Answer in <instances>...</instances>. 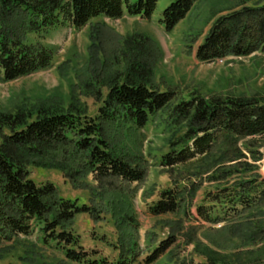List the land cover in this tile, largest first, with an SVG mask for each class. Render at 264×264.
<instances>
[{
	"label": "trees",
	"instance_id": "obj_1",
	"mask_svg": "<svg viewBox=\"0 0 264 264\" xmlns=\"http://www.w3.org/2000/svg\"><path fill=\"white\" fill-rule=\"evenodd\" d=\"M160 1L0 0V78L12 82L51 68L52 50L41 42H28L31 34L41 36L61 27L80 30L98 18L150 19ZM198 1L171 2L160 20L165 31L171 33ZM257 52L264 53V0L219 17L198 46L196 57L200 62H213ZM131 60L123 77L107 78L105 97L101 91L95 92L101 104L96 117L76 105L67 110L41 106L36 111H0V249L38 228L43 242L54 244L74 264H154L177 243L181 223L140 261L138 224L127 205V189L144 182L147 163L142 155L121 152L109 133L118 126L143 129L177 95L171 90L160 91L151 83L152 60L147 55L137 54ZM171 117L177 124H185L184 134L171 144V151L160 163L171 177L173 169L211 155L223 138L264 136V98L196 95L177 103ZM37 159H48L42 167L59 168L75 183L92 176L98 188V192L92 189L94 204L80 206L60 197L51 183L37 185L29 171L30 165H38ZM246 166L247 177L206 194L196 208L197 221L237 222L264 209V176L256 173L253 165ZM232 174L218 179L227 180ZM173 182V188L162 191L157 202L149 206L152 217L185 216L202 186ZM112 212L114 217L118 214L120 251L113 262L85 251L71 228L79 214L99 220L100 214ZM259 259L253 257L245 264H264L256 262ZM204 264L225 263L210 259Z\"/></svg>",
	"mask_w": 264,
	"mask_h": 264
},
{
	"label": "rangeland",
	"instance_id": "obj_2",
	"mask_svg": "<svg viewBox=\"0 0 264 264\" xmlns=\"http://www.w3.org/2000/svg\"><path fill=\"white\" fill-rule=\"evenodd\" d=\"M173 1L161 0L150 19L98 18L80 30L61 27L41 36L29 35L28 42H41L52 50V66L12 82L0 78V111H36L41 106L67 110L76 105L88 116L96 117L101 104L95 92L101 91L105 97L107 78L123 77L131 59L137 54L147 55L152 60L151 83L160 91H174L176 100L152 116L143 129L118 126L109 133L121 152L142 155L147 163L144 182L127 189L130 193L127 205L138 224L140 261L169 237L176 223H181L183 229L177 243L154 264H204L210 259L245 264L253 257L263 263L264 209L237 222L207 224L196 220V208L203 204L207 193L231 187L247 177V164L264 176V136L242 140L223 138L211 155L173 169V177L160 164L171 151V144L185 132V124H177L171 117L177 103L196 95L264 98V53L213 62H200L196 57L198 46L219 17L262 0H199L186 18L167 33L160 20L164 9ZM36 161L38 165H30L29 171L37 185L51 183L64 199L76 201L80 206L94 204L92 189L98 192V188L92 176L75 183L59 168L42 167L48 159ZM231 171L233 174L227 180L218 179ZM173 179L180 184L195 182L202 186L185 216L152 217L149 206L157 202L162 191L173 188ZM117 215L102 213L99 220L90 214L75 217L71 228L85 251L112 262L119 258ZM0 264L74 263L54 244H45L38 228H34L30 235L16 237L0 249Z\"/></svg>",
	"mask_w": 264,
	"mask_h": 264
}]
</instances>
